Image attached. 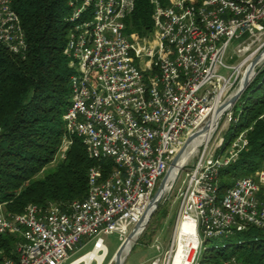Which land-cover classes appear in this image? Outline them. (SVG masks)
I'll use <instances>...</instances> for the list:
<instances>
[{"label": "built area", "instance_id": "2783aa9c", "mask_svg": "<svg viewBox=\"0 0 264 264\" xmlns=\"http://www.w3.org/2000/svg\"><path fill=\"white\" fill-rule=\"evenodd\" d=\"M136 2L69 0L65 54L74 74L64 116L68 138L59 155L63 159L77 137L91 159L112 160L116 168L107 178L91 169L87 197L63 209L29 205L10 214L0 205V235L18 239L9 255L0 249V264H108L106 237L126 240L186 140L208 123L177 179L176 236L188 222L187 237L197 241L188 244L186 263H199L209 239L264 230V171L238 179L223 199L218 194L221 170L248 146L246 132L232 135L221 150L211 145L223 120L227 131L239 122L233 109L213 127L250 57L263 49L264 0H170L167 6L151 0L154 26L145 37L127 32ZM13 3L0 0V46L25 56L26 34ZM86 245L91 249L75 257ZM176 245L165 252L156 244L150 264H174ZM91 253L96 256L79 262Z\"/></svg>", "mask_w": 264, "mask_h": 264}, {"label": "trees", "instance_id": "16d2710c", "mask_svg": "<svg viewBox=\"0 0 264 264\" xmlns=\"http://www.w3.org/2000/svg\"><path fill=\"white\" fill-rule=\"evenodd\" d=\"M160 1L167 6L170 0ZM13 6L28 50L16 56L0 46V205L10 214H22L29 205L63 209L87 197L91 169L100 168L107 178L116 165L91 159L77 137L71 138L65 157L59 155L68 138L64 116L71 106L74 74L65 54L69 0H14ZM153 15L151 0H137L126 20L127 32L147 36L153 31ZM257 71L238 102L241 109H234L239 122L230 128L233 136L246 132L248 146L236 163L221 170L219 199L238 179L264 171V66ZM167 215L163 210L162 216ZM234 236L235 243L204 250L198 264H224L233 258L264 264V230L249 227ZM17 241L0 235V249L9 255Z\"/></svg>", "mask_w": 264, "mask_h": 264}, {"label": "rangeland", "instance_id": "374dc122", "mask_svg": "<svg viewBox=\"0 0 264 264\" xmlns=\"http://www.w3.org/2000/svg\"><path fill=\"white\" fill-rule=\"evenodd\" d=\"M262 43L264 44V34ZM260 46L261 43H257L254 46L253 51L257 50ZM261 51H263V49ZM263 66L264 65H261L260 67ZM236 106L239 110L241 109L240 104L237 103ZM227 128L228 124L223 120L221 123L222 133L219 135L220 131L217 132L211 142V145H213L216 150L226 145L232 138L233 130L229 129V131H227ZM194 157L195 154L191 156V161L192 159H194ZM180 186V181L179 183H175L173 189L165 195L159 209L155 211L153 218L149 222L148 226L134 242L132 250L126 257L124 264H150L152 260L158 255L155 249L156 244H160L161 249L165 250V252L170 251V249L173 247L179 216L178 189L180 188ZM163 210H166L168 212V215L166 217L162 216ZM237 240L238 239L236 238V236H230L228 238H212L208 241H205L204 245L207 249H210L229 243H235L237 242ZM106 241L111 253L107 261V263L110 264L114 254L120 246V241L118 235L116 234L107 236ZM90 249L91 245L84 246L83 248H81V250L78 251L75 257L88 252Z\"/></svg>", "mask_w": 264, "mask_h": 264}, {"label": "water", "instance_id": "95a60500", "mask_svg": "<svg viewBox=\"0 0 264 264\" xmlns=\"http://www.w3.org/2000/svg\"><path fill=\"white\" fill-rule=\"evenodd\" d=\"M262 53H263V51L261 52V54ZM259 62H260V56H258L255 60H253L250 63V65L246 68L245 74L243 77L244 78L243 84L241 82V84H240L239 88L237 89L236 93L234 94V96L228 102H226L217 112V115H216V118H215V121L213 124L214 128H216L219 125V122L221 121V119L223 118V116L227 112L235 109L237 103L239 102V100L241 99V97L243 96L245 91L249 88V86L254 81L255 77L257 76V74H258L257 70L260 68ZM210 127H211L210 123L206 124L200 131L196 132L195 134H193L192 136H190L186 140V142L184 143L181 150L178 152V154L175 156V158L171 162L166 174L162 178V180H161V182H160V184H159V186H158V188H157V190H156V192H155V194L151 200V203H150V206H149L147 213L141 219V221L132 229V231L130 232V234L126 238V240L117 249V251L114 254L110 264H124V262L126 260V257L124 259L125 249L127 248V246L129 245V243L131 242L132 239H134L135 237L138 238L144 232V230L148 226L149 222L153 218L155 211L159 209L161 202L163 201L165 195L173 189L175 183L177 182V179L180 175V172L183 169V167L185 166V164L177 170L176 175H175L176 177L173 181L169 180V176L178 167V164L180 162V159H181L183 153L187 150V148L190 146V144L193 141L199 140L203 136H205L206 133L209 131ZM137 238H136V240H137ZM133 245H134V243H133ZM131 250H132V248H131Z\"/></svg>", "mask_w": 264, "mask_h": 264}, {"label": "bare ground", "instance_id": "6f19581e", "mask_svg": "<svg viewBox=\"0 0 264 264\" xmlns=\"http://www.w3.org/2000/svg\"><path fill=\"white\" fill-rule=\"evenodd\" d=\"M262 51H259V52H256L255 54H253L251 57H250V61L249 63L247 64V67L250 65V63L255 60L258 56H260V62H259V65H264V44H263V53L261 54ZM244 82V78L242 80V84ZM204 137V136H203ZM209 137L208 135L206 136V140H208ZM203 140L202 139H199V140H195L193 141L190 146L187 148V150L183 153L181 159H180V162L178 164V167L176 168V170H174L170 176H169V180L170 181H173L175 179V175H176V172L179 168H181L184 164H186L188 162V160L191 158V156H193V154H195V152L197 151V148L198 146L200 145L201 141ZM188 222L184 224L183 226V230H182V233L178 236L175 237V240H176V258H175V261H174V264H187L186 263V256H187V253H188V244H192L194 246L197 245V241L195 239H192V238H188L187 237V233L189 232L188 231ZM137 237H135L134 239L131 240V242L129 243V245L127 246V248L125 249V252H124V259L125 257H127L131 251V248L133 246V243L135 242ZM96 254L95 253H91L89 256L81 259L79 262H82L83 260H85L86 258H89V257H95ZM102 257L99 258L100 261H102ZM123 259V260H124ZM77 264V263H76Z\"/></svg>", "mask_w": 264, "mask_h": 264}]
</instances>
